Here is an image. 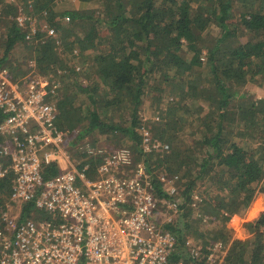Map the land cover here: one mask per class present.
Segmentation results:
<instances>
[{"label":"trees","instance_id":"obj_1","mask_svg":"<svg viewBox=\"0 0 264 264\" xmlns=\"http://www.w3.org/2000/svg\"><path fill=\"white\" fill-rule=\"evenodd\" d=\"M54 1L0 0V64L8 62L14 48L23 46L30 51L28 59H33L38 70L47 74L61 64L54 60L58 53L76 51L82 55L95 50V54L87 53L92 84L77 86L86 97V114L77 104L76 94H68L67 89L60 88L53 96L59 110L57 125L69 130L73 157H87V146L96 147L99 143L96 137L92 138L95 133L109 134L106 138L124 135L134 142L135 153L145 156L156 195L177 203V218L168 225L177 242L171 262L183 258L205 264L206 258L193 256L185 243L184 234L191 230L194 213L196 218L211 215V227L200 228L199 232L207 230L212 239H219L227 248L220 264H264V211L244 222L246 238H231L226 225L232 207L235 215H240L238 208L250 190L234 205L238 196L264 176L260 157L264 152V98L239 103L235 98L243 101L245 94L229 91L230 87L264 76V0H79L98 3L99 16L94 17L92 11H66L70 21H63L64 13L59 23L52 16H44L55 27L59 43L43 31L26 40L14 19L18 5L30 2L34 12H40L49 11ZM211 23L217 32L213 35L208 29ZM239 33L246 38L243 42L226 43ZM181 50L190 54L191 60ZM160 62L164 69L156 65ZM7 67L11 69V65ZM154 67L161 72L152 87L170 97L166 108L157 111L155 121L161 128L158 137L168 145V151L145 153L138 145V106L145 93V78L155 71ZM93 72L99 81L93 79ZM191 87L196 88L197 96H192ZM188 99L193 100L192 106L185 103ZM194 104L200 109L207 107L208 111L200 125L191 122L195 134L187 143L184 133L175 134L185 122L177 111L193 110ZM101 109L109 114H102ZM115 113H119V122L113 119ZM197 133L200 136L195 137ZM182 136L185 142L178 147L175 137ZM153 155L159 156L158 165L164 163L165 170L179 183L172 193L164 190L152 173L154 167L148 159ZM160 158H164L162 163ZM44 173L45 177L53 175L55 169L46 166ZM200 184L206 187L205 196L194 202L192 193ZM261 184L260 191L264 193V180ZM8 185V180L0 181V205L7 198ZM30 206L24 205L23 214L29 213ZM199 237L203 244L209 243L204 234ZM198 250L200 253L202 247Z\"/></svg>","mask_w":264,"mask_h":264},{"label":"built area","instance_id":"obj_2","mask_svg":"<svg viewBox=\"0 0 264 264\" xmlns=\"http://www.w3.org/2000/svg\"><path fill=\"white\" fill-rule=\"evenodd\" d=\"M16 12L26 40L43 31L59 43L46 11L34 12L28 2ZM27 65L14 77L0 64V181L9 184L0 205V264H196L170 261L177 242L168 229L172 216L162 212L177 213V203L156 195L148 165L136 162L135 151L88 145L87 157L76 159L65 148L69 130L57 125L53 96L68 77L66 68L44 74L34 60ZM140 131L142 152L168 151L147 128ZM46 166L55 174L45 177ZM25 204L31 206L23 214Z\"/></svg>","mask_w":264,"mask_h":264},{"label":"rangeland","instance_id":"obj_3","mask_svg":"<svg viewBox=\"0 0 264 264\" xmlns=\"http://www.w3.org/2000/svg\"><path fill=\"white\" fill-rule=\"evenodd\" d=\"M75 6H77V2L75 3L74 0H55L54 3L52 4L50 10H46V14H44L47 19L50 18L51 16L53 17V21L56 23H59V19H60V14L62 13V11L66 10V9H70V8H74ZM89 7L93 9L94 11V17H98L99 16V6L98 3L90 2ZM46 20V18H45ZM64 21V20H63ZM211 32L212 35L216 32V27L213 23H211L209 25L208 28ZM1 38V37H0ZM245 36L242 34H237L236 36L230 38V40L228 42H226L227 44H234L237 42H243L245 40ZM161 44V42H160ZM184 48H186V46H183ZM183 48V50H184ZM183 50H181V54L183 56H187V60H191L190 54H185L183 52ZM95 50H90L87 52H84V54L82 55H72L70 52L66 53V54H59L57 58L54 57L55 63H61L59 64V67L62 68H66L67 70V75L68 77L60 80L62 82V85L60 88L63 89H67V93L68 94H76L75 95V99L77 104L80 103L83 112H86V100H85V94L79 89V87H77L78 85L83 86V87H87L88 85H91V78L89 77V72H90V66H89V61L87 60V53L89 54H95L94 52ZM2 51L0 50V57L2 55L1 53ZM60 52V51H59ZM30 51L26 50L23 46H19L14 48L8 55L7 61L4 64L6 66L11 65V70L13 74H19L20 72H23L27 69H29V66L27 65V63H29V61H31V58L28 59L30 57ZM189 56V57H188ZM61 57V59H60ZM203 57V56H201ZM33 60V59H32ZM28 61V62H27ZM157 61H159V59H157ZM81 66V70L78 72L74 73V68L76 66ZM157 66L160 65L162 69H164V64L160 62V64H156ZM155 70L153 73H151V75H147L145 80H146V85H145V93L142 96V102L141 104L138 106V114L140 117V124L138 126V130L141 133V127L143 128H147V126H149L150 130L148 129L150 135L152 137H155L158 140L159 139L158 135L161 132V128L158 127V124L155 123V121L158 120V116H157V111L161 110L162 108H166L167 106V101L169 100V93L166 92H157L156 90H154V88L152 87V84L154 83V78H157L161 72V70L156 69L154 67ZM53 75V74H51ZM93 79L96 81H99L98 77L96 75H94V72L92 74ZM85 79L84 81H81ZM68 83V85H67ZM66 85V86H65ZM152 87V88H149ZM195 87H191L189 88V91L191 92L192 96H197V91L195 90ZM102 90V89H100ZM169 90V89H167ZM231 90V92H235L236 94L240 95V94H245V98L242 101V99L238 100L237 98H235L236 102L239 103H243L245 101L248 100H252V99H257V98H264V76L262 77H258L257 79L255 78L253 81H249L244 85H236L234 87H230L229 91ZM157 95H159L160 100H157ZM85 100V102H84ZM192 99H188L186 100V104L188 106H192ZM164 106V107H163ZM179 106V105H178ZM194 107H196V104L193 105ZM160 107V108H159ZM104 109H101V111ZM208 111L207 107L204 108H194L193 110H185V108H183L182 110H178L177 113L180 115V117H182V120H184L185 122L181 123V127L180 129L175 132V134L181 135L184 133V138L186 140L187 143H191L193 140V135L195 134L194 132V128L191 127V122H197L199 125L201 124L202 121H204L206 114H204L205 112ZM102 114H109V112L106 111H102ZM125 113V112H124ZM86 114V113H85ZM119 113H115L113 114V119L115 122H119ZM207 118V117H206ZM210 119V118H208ZM84 122V121H83ZM83 124V123H82ZM81 126V125H80ZM155 133V136H153V134ZM70 135V134H69ZM104 136H109V134H98L95 133V135H93V139L96 137L97 141H99V143H97L95 146H99L100 148H103L107 151H111V150H115V149H120V148H129L133 151L134 153V148H135V144L134 142L129 141L128 139H126L124 137V135H118V136H110V138H106ZM196 136H200L199 133H197L195 135ZM90 139V136L88 137V140ZM185 140L182 137H175V143L178 147L182 146V143L185 142ZM262 140L264 141V138H262ZM141 141V140H140ZM163 141V140H161ZM261 141V139H260ZM164 142V141H163ZM67 145H65V148L68 151H71V142L69 140L66 141ZM141 143V142H140ZM91 145V144H90ZM143 146H146L147 144L144 142L142 144ZM92 147V146H91ZM134 157L137 161H140L142 163V161L144 162L145 160V156L140 155L138 153H134ZM158 155H153L152 157H150L148 159V164L151 167H154L153 170V174H155L158 178H160L159 180L162 183V188L164 190H167L169 188H171L172 186H174L176 189L177 187H179V183L176 181L175 178H172L171 174H169L165 169V164L162 163V160L160 158V161L162 164L158 165ZM261 159H262V165H263V169H264V152H262V155H260ZM189 166H191L189 164ZM194 168L197 170L198 169V165L195 164ZM161 176L163 178V180L161 179ZM264 180V176L262 181ZM261 182L258 183H254L248 187H246L244 189V191L238 196L237 200L234 202V205L238 202V199L243 195V193L246 190H250L249 195L246 197L244 203L242 204V206H240L238 208V212L240 213V215H235V211L233 210V207L231 208V215H230V219L227 222V228H229L231 230V238L234 239H243L246 238L248 236V232L247 230L244 228L243 224L246 221H250L254 218H256L262 211H264V193L260 191L261 188ZM206 187L204 184H200L198 185L195 189L193 194V199L192 201H197L198 199H200L201 197H204ZM208 190V189H207ZM167 199V198H166ZM4 202V201H3ZM233 205V206H234ZM163 215H170L172 216V222H174L177 218L178 212H168V211H163L162 212ZM192 218H195V220H192L191 223V230L190 231H186L184 234L185 240H187L189 243V245L191 247L194 248H201L202 250L199 253V259H202L203 257L206 258L205 264H220V262L223 260L224 255L226 254V249L221 241L219 239H212V234L208 233V229L211 227V215H202V217H195V214L192 213ZM201 229H207L206 232H201L202 234H204L206 237V239L208 240L209 243L203 244V240L199 237V234H201L199 232V230ZM205 231V230H204ZM221 243V244H220ZM205 250V251H204Z\"/></svg>","mask_w":264,"mask_h":264},{"label":"crops","instance_id":"obj_4","mask_svg":"<svg viewBox=\"0 0 264 264\" xmlns=\"http://www.w3.org/2000/svg\"><path fill=\"white\" fill-rule=\"evenodd\" d=\"M75 3L77 2V6H75L74 8H70V9H66L64 11H62V13L59 15L61 17V15H63L66 11H72V10H79V11H92V15H94V11L92 8L89 7L90 3H85V2H81L79 0H74ZM66 15V13L64 14ZM78 131V130H77Z\"/></svg>","mask_w":264,"mask_h":264}]
</instances>
